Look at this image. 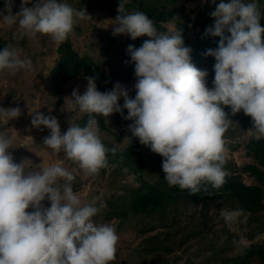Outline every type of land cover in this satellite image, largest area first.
I'll list each match as a JSON object with an SVG mask.
<instances>
[{
	"label": "clouds",
	"instance_id": "1",
	"mask_svg": "<svg viewBox=\"0 0 264 264\" xmlns=\"http://www.w3.org/2000/svg\"><path fill=\"white\" fill-rule=\"evenodd\" d=\"M21 0L13 13L14 0H5L0 17L9 28L18 25L21 35H50L57 43L66 41L80 21L91 18L86 8L75 9L60 0ZM128 0H120L112 21L113 35L131 39L147 35L139 48L129 44L135 62L134 98L116 82L111 90H97L95 78L87 77L83 94H71V109L89 114L85 126L71 125L61 133L56 117L34 112L31 124L50 129L44 145L78 163L87 175L108 166L107 148L100 139L99 122L93 114L108 118L113 113L134 121L129 129L141 144L160 154L168 186H179L190 194L219 189L225 183L227 148L224 134L231 113L243 112L252 119L256 140L264 139V27L261 8L245 0H220L210 13L214 24L206 33L219 36L218 47L204 55L215 58L213 87L206 84L207 70L191 62L192 49L184 45L180 30L160 32L141 11H125ZM212 4L216 0H211ZM230 33L226 35L225 33ZM32 70L29 58L21 59L16 47L0 50V71ZM123 97V106L118 103ZM19 107H0V116L15 119ZM12 139L0 132V264H110L116 258L119 236L111 223L93 221L102 209L95 202L82 204L73 191L75 176L60 163L26 166L16 162ZM50 201V207L41 203ZM32 208V211L27 209ZM226 223L247 219L244 209L222 211Z\"/></svg>",
	"mask_w": 264,
	"mask_h": 264
},
{
	"label": "rangeland",
	"instance_id": "2",
	"mask_svg": "<svg viewBox=\"0 0 264 264\" xmlns=\"http://www.w3.org/2000/svg\"><path fill=\"white\" fill-rule=\"evenodd\" d=\"M183 13H179L174 19L164 23L167 31L180 30L185 33L190 39H194L199 26L195 25L198 19H210L214 24L215 18L210 15L215 10L220 0H216L215 4L211 0H181ZM38 0H30L28 7H32ZM75 9L82 7L86 8L87 13L91 16L89 19L80 20L71 33V40L75 51L80 56H90L96 65H98L105 75H109L111 71L116 73L117 82L121 83L128 90L129 97L134 98L136 89V77L130 74L131 66L135 64L131 61V56L127 52L129 44L135 45L136 41L131 39L127 34L113 35L115 19L111 11H117L118 4L113 3L110 9L108 5L100 0H60ZM228 2V0H225ZM256 3L261 8V14L264 15V0H246L245 3ZM14 11H19L21 0H14ZM1 10V9H0ZM126 11V9H125ZM134 10L126 11L131 13ZM118 12V11H117ZM189 21L187 23V19ZM179 24L182 26L180 27ZM165 32V31H160ZM143 42L151 39L147 35L141 36ZM0 38L8 41L9 46L16 47L19 51L21 59L29 58L32 61V70L20 69L14 74L7 69L0 72V107L13 108L19 107L21 115L15 119H7L0 116V132L5 133L12 139V148L9 149L13 153L16 162L24 161L26 166L45 167L60 163L61 166L69 170L75 176L72 182L73 191L80 197L82 204L95 202L97 206L103 205L101 211L92 219L97 224L111 223L116 226V231L119 236L117 244L116 258L110 264H149L153 256L142 253L144 239L157 232H162L165 228H158L154 231H145L140 226L137 220H130L122 223L117 216L107 218L108 208L106 203L109 202L116 194L125 191V185L138 186L139 181L136 179L135 173H130L124 169L123 173L114 174V168L117 164L101 168L98 174L87 175L82 170L78 163L68 159L65 153L61 151L56 154L51 148L44 145L43 141L50 134V129L41 125L34 127L31 124L34 112H42L46 116H54L57 118L61 133H65L71 125H78L79 121L85 118L87 113L81 112L77 107L72 110L71 94L74 89L79 90L80 94L86 90L87 79L85 76H79L69 80L64 84L63 102L57 104L58 96L53 91L51 83V70L58 64L59 54L57 48L59 43L55 42L50 35L37 33L36 35L26 34L21 35V30L18 25H13L9 28L4 24L0 17ZM215 58L204 55L201 59L198 69L207 70L208 75L205 78L209 88L213 87L214 79V64ZM118 103L123 106V97ZM124 115L113 113L108 118L104 117V121L108 129L100 131V135L105 141L111 143L119 149H123L130 144H133L135 139L129 125L134 121L124 119L127 115V109H123ZM253 125L246 123L242 124L239 121H233L224 134L225 147L227 148L226 159L234 166L237 173L242 175V179L247 184L256 183V179L247 171L241 168L252 161L247 153L246 143L254 137L251 132ZM233 130V132H230ZM228 132V133H227ZM121 134V141H117V136ZM232 134V135H229ZM148 147V146H147ZM150 148V147H149ZM149 175V174H148ZM145 173L144 179L156 178ZM44 207H50V201L45 199L41 202ZM32 208L27 211H32ZM188 214H196L200 216L205 214L203 210V202L192 204L187 207ZM231 208H222L220 211L213 206L208 212L211 217L210 225L214 229L209 234L212 237L214 234L218 238L214 242L221 243L231 234L233 238L227 244V256L236 254L238 249L243 250L244 247L250 246L252 243L264 242V212L257 215L260 221H248L238 219L235 223H226L221 216L222 211H232ZM187 212V211H186ZM187 218V215L184 216ZM190 219V218H189ZM183 222L181 225H185ZM263 224L256 231L252 227ZM184 230V229H181ZM228 230V231H226ZM256 232L255 234H252ZM209 233V231H207ZM207 233H200L188 237L182 241L185 236L184 232L178 233L173 239L175 243L171 245L172 253L167 254L170 264H203L207 258L215 253L216 246L210 249L209 245L203 244L202 238ZM234 234L238 237L234 238ZM252 234V235H251ZM217 244V243H216ZM212 260H209L211 262ZM211 264H214L213 262ZM217 264H223L220 261ZM244 264H264L260 261L257 255H251L249 261Z\"/></svg>",
	"mask_w": 264,
	"mask_h": 264
},
{
	"label": "trees",
	"instance_id": "3",
	"mask_svg": "<svg viewBox=\"0 0 264 264\" xmlns=\"http://www.w3.org/2000/svg\"><path fill=\"white\" fill-rule=\"evenodd\" d=\"M93 1L99 2L100 0ZM103 1L110 9H113L111 8L113 3L119 5L120 2V0ZM4 2L5 0H0L1 10L4 7ZM125 9L126 11L134 10L146 13L154 21L157 30L165 32L168 31L164 23L174 19L179 13L184 12L181 0H128L125 4ZM12 11H14V7ZM111 13L113 17L119 15L114 10ZM184 18L187 19L188 23L189 18H186V16ZM195 25L199 26V32L196 33L194 39H190L184 35L182 25L179 24L184 45L192 49L190 53L191 62L198 68L204 53L209 48L215 49L218 47L220 37L206 33V29L213 25L209 18L198 19L195 21ZM260 25L264 27V15H262ZM225 34L230 35L227 32ZM135 41L136 44L134 46L136 48H139L143 43L141 36L137 37ZM6 46H9L8 41L0 38V50ZM57 52L59 54L58 64L52 68L50 74L53 91L58 96L57 104L63 102L64 84L79 76L83 75L86 78H95L97 90L101 92L111 90L117 82L114 71H111L109 75H105L103 70L95 64L90 56H80L75 51L71 34L66 41L59 43ZM130 74L136 77L135 64L131 66ZM222 107H224L229 119L233 121L237 120L242 124L249 123L252 125L251 117L246 115L243 110L233 115L230 106ZM93 115L99 122L100 131L108 129L103 116ZM88 119L89 114L80 120L78 125L81 127L85 126ZM230 132H233V130H230ZM100 139L107 148L111 149L112 147H116L105 141L101 135ZM121 139L122 135L119 134L117 141H121ZM246 148L253 162L245 164L241 169L253 175L256 183L247 184L244 182L242 175L234 169L236 165H231L226 159L224 169L228 174L225 177L223 186L215 189L209 184L207 185V192L202 189L199 193L192 195L187 189L181 190L179 186H168L167 181L164 179L165 173L162 169V161L164 158L160 154L151 151L146 145L141 144L139 139L136 138L133 144L123 149L117 148L115 155L109 151L106 154L108 165H118L117 168H114L113 173H123L124 169L130 173H135L139 185H125L124 192L116 194V196L109 200L106 203L108 208L106 217L111 218L117 216L123 224L130 220H137L143 230L150 232L160 227L165 228L164 231L149 235L144 239V246L140 251L153 256L149 264H170V259L166 255L172 253L171 245L175 243L173 239L181 231L187 236L182 241L187 240L190 236H198L200 233L205 234L209 231L202 238V241L205 242L203 244L209 245L210 249L214 246L216 248L214 249L215 253L209 256L203 264H211L212 262L217 264L219 261L223 264H244L254 254L264 263V242L252 243L250 246L244 247L243 250L238 249L236 254L227 256V244L231 242L233 235L229 234L221 243L214 242L218 238V235L214 234L212 237H209L214 226L210 225L211 217L207 214L213 206L219 211L226 207L234 210L244 209L247 216L246 220L250 222L260 221L257 215L264 212V139L256 140L252 137L246 143ZM145 173L154 177L156 175V178L153 181L150 179L145 180ZM201 202H203L205 214L200 216L196 214L189 215L187 207ZM186 215L188 219L184 218ZM240 219H244V217L242 216ZM185 221L187 223L181 225ZM262 225L260 223L258 226L252 227L253 231H256ZM234 237L237 240L238 237L236 234H234ZM209 260L212 261L209 262ZM192 262H186V264H193Z\"/></svg>",
	"mask_w": 264,
	"mask_h": 264
}]
</instances>
